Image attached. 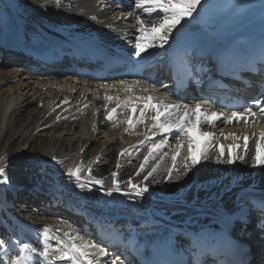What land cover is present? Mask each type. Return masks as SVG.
I'll list each match as a JSON object with an SVG mask.
<instances>
[{"label": "bare ground", "instance_id": "bare-ground-1", "mask_svg": "<svg viewBox=\"0 0 264 264\" xmlns=\"http://www.w3.org/2000/svg\"><path fill=\"white\" fill-rule=\"evenodd\" d=\"M45 3L48 6L41 7ZM106 4L111 7H106ZM129 10H134V0H124L122 5L113 0H61L59 8L53 0H0V46L1 42H7L15 54L20 47L19 52H25L29 57L48 56L47 61L55 64V69L49 71L36 61L34 65L18 59L0 61V146L3 135L16 128L13 124L15 116L20 123V145H24L13 155L7 152L0 155L5 158L2 166L6 167L11 181L0 198V204L6 207L0 211V239L6 242L4 247H0V258L7 259L5 253L16 256L22 243L42 247L44 228L48 229L47 242L50 250L54 251L61 242H69L65 233L80 235L87 243H97L102 227L114 222L122 226L125 235H129L135 254L148 251L157 259L164 252L172 253L176 261V255L187 251L191 245L189 237L209 233L224 221L240 224L235 233L243 228L246 234L254 226L255 222L250 225L248 220L252 216L246 215V198L257 192L255 190L264 193V166L252 167L259 133L264 130V122L259 117L255 120L250 118L248 123L243 120L231 123L215 121L212 125L201 123L199 132L192 135L199 140L201 148H208L211 159L202 160L196 169L184 175L185 137L175 131L171 134H162L158 129L149 131L152 121L147 118L144 124H137L134 129L127 123H121L130 116L138 119L139 109L133 114L128 109L117 108L113 120L106 119L118 103L135 95L152 94L155 97L153 102H172L168 95H161L167 91L160 78L147 72L140 79L143 83L139 87L125 92L124 85L109 78L97 83L85 82L78 65H66L65 60L69 58V49L73 51L77 46L87 44L135 62L140 68L150 65L152 70L161 72L164 54L178 35L193 48L196 57L206 54L207 50L215 54L238 44L252 45L251 48L264 46V8L261 1L203 0L198 13L179 27L165 48L150 49L151 54H145L141 60L132 57V45L135 36L139 35L136 21L120 16ZM139 14L146 21L153 22L157 17H163V13H154L153 17H148L143 11ZM223 39L227 41L222 42ZM194 61L201 62L197 58ZM263 75L264 70L259 68L251 79H246L253 82ZM152 84L158 87L153 89ZM144 87H148L149 92H143ZM246 91L239 89L238 94ZM106 95L114 99L106 101ZM198 96L189 102L190 106L203 102ZM133 102L142 107V101ZM204 107L221 111L214 104H204ZM153 114L149 111L146 116ZM203 132L211 133L207 143L200 135ZM233 136L238 139L233 140ZM245 136L248 137L247 152ZM161 139L167 140L165 147L155 154V159L149 160L145 172L136 176L144 157L149 155L152 143H159ZM36 142L40 145L37 144L34 153L45 165L29 156ZM180 142L184 146L176 162L179 171L174 172L169 181L167 173L172 167L171 156ZM221 145L224 146L225 158L234 151L245 156L246 162L238 160L233 165L216 164ZM126 149L127 153L120 156ZM53 156L61 161L60 165L46 163ZM118 160L119 169L116 168ZM25 161L28 166L22 167ZM76 167L82 168L79 181L84 185L82 189L63 174ZM89 167L93 169L91 177ZM153 167H157V171L154 178L144 182L150 189L145 197L105 194L113 186L112 171L118 172L116 179L123 191H128L130 177L133 182L140 183L143 175ZM97 180L103 181L102 186L95 183ZM23 187L24 191L21 190ZM38 208L44 217L34 211ZM253 219L260 220L257 216ZM102 241L97 243L99 247ZM249 247L250 255L244 264H264V251L259 253ZM108 250L107 256H102L98 249L91 250L96 252V264H111L114 257H119L118 264H134L126 260V255L118 256L116 250ZM22 255L28 256L29 251ZM38 264L71 262L52 256L47 261L41 259Z\"/></svg>", "mask_w": 264, "mask_h": 264}, {"label": "snow or ice", "instance_id": "snow-or-ice-1", "mask_svg": "<svg viewBox=\"0 0 264 264\" xmlns=\"http://www.w3.org/2000/svg\"><path fill=\"white\" fill-rule=\"evenodd\" d=\"M56 6L59 8L61 0H53ZM203 0H134V10H129L125 13H121L122 19L134 18L136 21L139 35L135 36L133 43L134 51L132 52V57L136 60H141L145 57V54H151L150 49L159 47L161 49L165 48L169 44L174 33L179 30L184 22H190L194 18V14L198 13V9L201 6ZM48 4H42L41 7H47ZM106 7H111L110 4H106ZM118 6V5H117ZM143 11L148 17H153L154 13H163V17L156 18V22L152 20L146 21L139 14ZM96 19V17H92ZM116 18V14H113V19ZM191 75V71L189 72ZM121 85H124L125 92H132L134 87H139L143 81L136 80L132 85H128L126 81H119ZM107 88L108 85H105ZM158 85L152 84L151 88L155 89ZM143 92H149L148 87L142 89ZM161 95L167 96L168 93H161ZM106 101L111 102L114 97L106 95L104 97ZM155 97L152 94L147 96L135 95L130 97L121 103H118L116 107L112 108L106 119L109 121L113 120V114L116 113L117 108L128 109L131 113L135 114L139 109V118L133 119L129 117L121 123H127L129 128L134 129L137 124H144L146 118L152 121L151 128L149 131L158 129L162 134H171L173 131L183 136L187 140V156L184 159L183 174L188 175L193 169H196L198 165L201 164L202 160H210L211 157L208 155L207 147H200V142L195 136L192 135L193 132H199V126L201 123H206L208 125L214 124L215 121H227L231 123L233 120L241 121L245 123L249 122V119L255 120L259 117L260 121L264 122V100H255L253 106H246L243 108H238L230 112V114H225L222 111L213 110L204 107V102H197L194 106L188 104H181L179 102H170L167 100H160L158 102H153ZM178 97L176 100L178 101ZM135 101H142V107L139 103H134ZM151 111L154 113L150 117L146 114ZM127 130V129H126ZM155 135V132H153ZM200 135L205 139V143L211 139V133L203 132ZM233 140L238 139V137L233 136ZM146 139H149L146 137ZM244 148L245 152L248 150V137L245 136ZM167 144L166 139H161L159 143L153 142L151 147L148 149V156L144 157V162L140 165L139 170L135 173L136 176H141V173L145 172V165L149 163L150 159H155V154H157L161 149ZM183 143L180 142L176 146V152L171 156L172 167L168 169V180L171 181L173 178V173L178 172L177 168V158L180 156V150L183 148ZM239 147V145H235ZM127 153V149L121 152L119 155L124 156ZM245 161V156L238 155L234 151H230L227 158L224 154V146H220V152L215 158L216 164H227L233 165L237 161ZM5 163V158L0 157V185H8L11 183L10 178L7 174V169L2 166ZM53 165H60L61 161L55 156L51 157L49 161ZM28 162L22 163V167H27ZM258 166H264V130L259 133V141L256 144V152L252 157V167L256 168ZM121 167L119 160L117 161L116 168ZM158 167V166H157ZM157 167H153L151 171H148L146 175H143L140 183L133 182L130 177L127 181L128 191H123L120 186V181L116 179L118 176L117 171H112L111 176L113 179V186L105 191L107 196H112L114 193H119L125 197L143 198L145 194L149 192V185L144 183L148 181L150 177L154 178V173L157 171ZM81 167H76L75 170L69 168L64 172V175L69 177V180H74L78 187L81 189L84 187L83 184L79 183L81 178ZM93 169L88 168L89 177H91ZM96 184L102 186L103 181L97 180ZM260 211L264 215V200L261 202ZM264 231V229H262ZM45 239L43 241V246H32L29 243H22L20 245V251L16 256H8L7 259L0 258V264H38L42 259L44 261L50 260L52 256L60 261H70L71 264H96V252L91 251L92 249H98L102 256H107L109 250L106 247H99L97 243H87L80 235L71 236L69 233H65L69 236V242H61L54 251L50 250V246L47 242L48 229L43 230ZM79 241V242H77ZM5 241L0 239V247H4ZM29 251L28 256L22 255L24 251ZM91 257V258H90ZM119 257H114L111 264H118Z\"/></svg>", "mask_w": 264, "mask_h": 264}, {"label": "rangeland", "instance_id": "rangeland-1", "mask_svg": "<svg viewBox=\"0 0 264 264\" xmlns=\"http://www.w3.org/2000/svg\"><path fill=\"white\" fill-rule=\"evenodd\" d=\"M261 4H262V8H264V0H260ZM256 10H259L258 7H256ZM229 31V30H228ZM226 39H223L222 42H226ZM13 124L16 127L15 129H12L10 131H7V133H5L3 135L2 141H1V146H0V155L2 156V154H4L5 152H7L9 155H13L15 154V152H17L20 148H22V146L24 145H20V140L18 138L19 136V130L18 128L20 127V123H19V118L18 117H14L13 118ZM41 140V139H40ZM40 142V141H38ZM36 142V144L33 145V148L30 149V154L29 156L34 157V159H36L37 161H39V163H41L42 165H45L44 161L40 160L37 155V153H34V150H36L37 146L40 145V143ZM42 142V141H41ZM38 144V145H37ZM36 145V146H35ZM35 146V147H34ZM7 186L6 185H0V198H2V196L4 195V193L6 192ZM24 187L21 188L22 191H24ZM255 191H259V190H255ZM21 193V192H20ZM20 201L21 198H20ZM6 207L2 206L0 204V211L5 210ZM39 215L44 217V213L42 212V210H39V212H37ZM46 216V215H45ZM251 218V219H250ZM249 224L253 225L254 223V219L252 220V217H249ZM246 224H247V219H246ZM240 224L235 223L234 228H238ZM260 264V263H258Z\"/></svg>", "mask_w": 264, "mask_h": 264}]
</instances>
